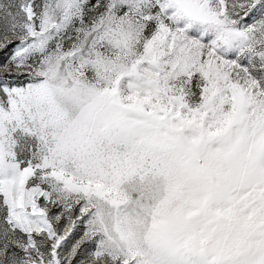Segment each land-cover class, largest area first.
<instances>
[{
    "label": "snow or ice",
    "instance_id": "6c2138e0",
    "mask_svg": "<svg viewBox=\"0 0 264 264\" xmlns=\"http://www.w3.org/2000/svg\"><path fill=\"white\" fill-rule=\"evenodd\" d=\"M0 264H264V0H0Z\"/></svg>",
    "mask_w": 264,
    "mask_h": 264
}]
</instances>
